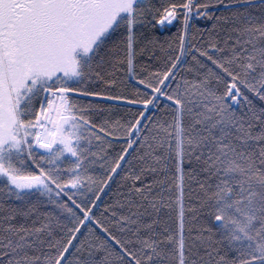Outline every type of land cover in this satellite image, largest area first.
Masks as SVG:
<instances>
[{"label": "snow or ice", "instance_id": "1", "mask_svg": "<svg viewBox=\"0 0 264 264\" xmlns=\"http://www.w3.org/2000/svg\"><path fill=\"white\" fill-rule=\"evenodd\" d=\"M0 264H264V0H0Z\"/></svg>", "mask_w": 264, "mask_h": 264}]
</instances>
